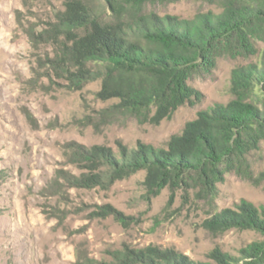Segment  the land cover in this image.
I'll use <instances>...</instances> for the list:
<instances>
[{"label":"rangeland","instance_id":"1","mask_svg":"<svg viewBox=\"0 0 264 264\" xmlns=\"http://www.w3.org/2000/svg\"><path fill=\"white\" fill-rule=\"evenodd\" d=\"M64 2L0 0V264H125L129 251L149 247L207 263L217 248L242 257L243 250L264 243L255 230L218 234L206 226L217 212L238 210L243 200L264 208V141L248 156L260 182L227 171L212 202L198 197L191 184L149 197L144 171L95 188L67 180L85 173L79 162L84 149L103 146L120 156V145L166 148L200 110L232 99L234 68L260 59L220 58L211 74L190 81L203 101L180 108L159 126L131 117L105 120L101 112L117 101L96 98L101 81L76 91L51 71L56 49L40 35L65 10ZM212 9L180 0L160 11L191 19Z\"/></svg>","mask_w":264,"mask_h":264},{"label":"trees","instance_id":"2","mask_svg":"<svg viewBox=\"0 0 264 264\" xmlns=\"http://www.w3.org/2000/svg\"><path fill=\"white\" fill-rule=\"evenodd\" d=\"M179 1L65 0V10L40 35L55 46L50 68L58 79L76 91L101 81L96 98L117 101L101 117H131L141 125L159 126L180 108L201 103L204 95L190 81L211 74L220 58L260 59L234 68L232 99L200 110L166 148L120 145V156L103 146L84 149L79 162L85 173L67 178L74 187H103L144 171L149 197L191 184L198 197L212 202L227 171L260 182L248 156L264 141V0H193L214 9L191 19L161 13ZM206 226L218 234L237 229L264 235V208L243 200L238 210L223 209ZM242 254L235 257L217 248L203 263L175 249L149 247L129 251L123 263L264 264V243Z\"/></svg>","mask_w":264,"mask_h":264}]
</instances>
